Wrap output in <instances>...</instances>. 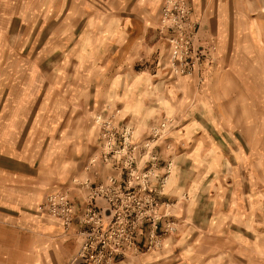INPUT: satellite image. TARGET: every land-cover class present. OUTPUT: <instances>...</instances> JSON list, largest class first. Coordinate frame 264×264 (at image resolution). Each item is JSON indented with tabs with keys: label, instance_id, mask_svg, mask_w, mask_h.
Returning a JSON list of instances; mask_svg holds the SVG:
<instances>
[{
	"label": "rangeland",
	"instance_id": "374dc122",
	"mask_svg": "<svg viewBox=\"0 0 264 264\" xmlns=\"http://www.w3.org/2000/svg\"><path fill=\"white\" fill-rule=\"evenodd\" d=\"M245 1L248 13L230 16V149L216 166L223 173L203 175L195 191L172 195L177 200L165 199L171 193L175 162L164 160L163 165L159 147L164 144L167 152L172 150L169 137L179 121L171 113L153 125L149 136L166 118L176 120L154 149L158 160L153 197L162 214L170 204L157 230L162 245L147 251L150 226L145 222L138 239L142 252L123 257L122 264H264V0ZM135 5L136 0H0V200L22 194L43 202L55 187L82 196L84 190L73 180L89 176L71 179L83 162L82 144L72 153L67 142L54 140L67 131L95 135L92 120L100 137L94 119L98 113L113 116L119 126L133 127L139 137L138 127L120 122L122 108L97 105L99 89L114 74L112 68L106 71L101 59L102 44L114 36L109 29L124 17L125 22H157V33L167 43L160 42L154 56L162 65L170 56L168 37L173 32H160L157 15L124 14ZM192 16L200 23V41L203 24L193 9ZM210 42L216 51L206 48L200 75L175 76L168 67L169 73L175 78L196 77L203 84L207 50L212 62L217 59V42ZM146 65L140 62L134 69L139 73ZM100 142L86 165L99 153ZM169 162L173 168L167 175ZM169 222L176 227L171 233L164 229ZM79 231L71 234L78 240Z\"/></svg>",
	"mask_w": 264,
	"mask_h": 264
},
{
	"label": "crops",
	"instance_id": "0c3cea01",
	"mask_svg": "<svg viewBox=\"0 0 264 264\" xmlns=\"http://www.w3.org/2000/svg\"><path fill=\"white\" fill-rule=\"evenodd\" d=\"M164 1L136 0V5L126 9L124 14L157 15L159 21ZM188 2L194 17L203 24L201 45L209 49L212 39L218 45L215 62L209 59L212 52L207 50L202 71L203 84H198L196 77H173L168 70L169 53L163 65L154 56L159 43H167L166 38L158 35V24L154 20V23L125 22L127 17H124L120 24H114V29H109L115 32L114 36L111 34V39H104L102 44L101 59L106 64V71L112 68L114 74L109 84L99 89V109L106 106L122 108L124 114L120 115V122L138 127L137 141L147 138L150 128L163 117L171 113L177 116L179 126L169 137V142L173 143L172 150L167 152L164 144L159 147L163 165L166 164L164 160L173 159L175 162L171 193L165 196L170 200H177L174 196L187 190L195 191V184L201 176L223 173L216 170V166L225 157L226 150L230 149V16L248 13L245 0ZM140 62L148 65L138 73L134 65ZM89 125L96 129L93 136L88 132L77 135L67 131L64 137L54 140L60 144L67 142L72 153L76 147L79 148L78 144H82L83 162H80L79 171H73L71 179L78 175L89 176L94 184H99L111 175L120 179L125 177L119 171L121 163L118 159L110 165L98 162L86 169L87 158L99 148L100 142L94 121ZM216 132L221 134L220 138ZM60 190L61 187H55L47 194ZM70 193L74 221L69 232L59 219L36 209L42 203L40 199L31 197L28 200L22 194H11L8 199L0 200V264L71 262L80 247L77 237L71 234L83 228L80 219L86 206V193L84 191L82 196L75 191ZM105 213L110 216L109 209ZM123 260L119 258L115 264H122Z\"/></svg>",
	"mask_w": 264,
	"mask_h": 264
},
{
	"label": "built area",
	"instance_id": "2783aa9c",
	"mask_svg": "<svg viewBox=\"0 0 264 264\" xmlns=\"http://www.w3.org/2000/svg\"><path fill=\"white\" fill-rule=\"evenodd\" d=\"M159 26L161 33L173 32L168 37L171 74L192 76L198 72L200 75L206 48L200 44V23L193 18L188 0H166ZM212 42L210 48L216 51ZM94 119L100 129V150L90 159L86 169L98 162L110 165L118 159L121 163L119 171L125 174V179L111 175L99 184H94L90 177L83 181L73 180L75 186L85 191L86 206L80 219L83 229L78 232L80 247L69 264H115L119 258L141 253L138 239L141 225L145 222L150 226L147 251L159 248L163 237L157 230L170 206L166 204L167 212L162 214L160 202H155L153 197L157 189H153L152 179L156 176L158 160L154 149L166 139L176 120L166 118L152 128L149 138L137 141L133 127L119 126L113 116L98 113ZM147 164L150 166L146 167ZM166 168L168 175L173 162H169ZM167 175L161 184L165 183ZM70 192L62 189L48 194L38 209L59 219L66 230L74 221ZM106 209L110 210V216L106 215ZM164 229L171 233L176 227L169 222Z\"/></svg>",
	"mask_w": 264,
	"mask_h": 264
}]
</instances>
